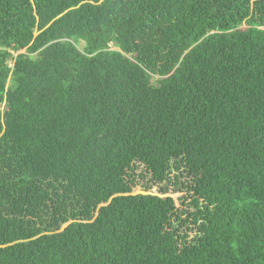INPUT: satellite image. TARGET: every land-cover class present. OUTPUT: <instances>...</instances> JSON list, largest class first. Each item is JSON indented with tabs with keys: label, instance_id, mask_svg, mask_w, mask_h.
<instances>
[{
	"label": "trees",
	"instance_id": "trees-1",
	"mask_svg": "<svg viewBox=\"0 0 264 264\" xmlns=\"http://www.w3.org/2000/svg\"><path fill=\"white\" fill-rule=\"evenodd\" d=\"M0 264H264V0H0Z\"/></svg>",
	"mask_w": 264,
	"mask_h": 264
},
{
	"label": "rangeland",
	"instance_id": "rangeland-1",
	"mask_svg": "<svg viewBox=\"0 0 264 264\" xmlns=\"http://www.w3.org/2000/svg\"><path fill=\"white\" fill-rule=\"evenodd\" d=\"M243 27H245V25H243ZM83 46V43L81 42L79 44V48L81 49ZM20 53H23L20 52ZM142 170V168L140 169V171ZM173 175H178V173H175L173 172ZM184 176V175H183ZM172 177V175H171ZM185 178V176H184ZM182 182L184 181V179H181ZM167 187H168V193L164 196H168L170 198H172L175 202V206L181 210V209H186V206L189 204V200L187 198V195H186V192L184 190L182 191H174V190H177V186H175L173 183H167L166 184ZM164 185L161 184V185H155V186H151V184H148L147 182V179H144V180H141V179H137V184L136 186L132 189V195H147V194H150V195H157V196H161L160 195V188H162ZM145 188H148L147 190H145ZM163 197V196H162ZM185 218V215L182 216V219ZM67 224L63 225L61 227V229H63ZM191 236V235H190Z\"/></svg>",
	"mask_w": 264,
	"mask_h": 264
}]
</instances>
